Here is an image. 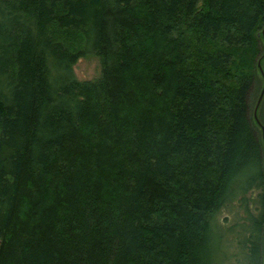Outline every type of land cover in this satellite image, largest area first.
Here are the masks:
<instances>
[{"label":"trees","instance_id":"trees-1","mask_svg":"<svg viewBox=\"0 0 264 264\" xmlns=\"http://www.w3.org/2000/svg\"><path fill=\"white\" fill-rule=\"evenodd\" d=\"M263 28L264 0H0V264H261Z\"/></svg>","mask_w":264,"mask_h":264},{"label":"rangeland","instance_id":"rangeland-1","mask_svg":"<svg viewBox=\"0 0 264 264\" xmlns=\"http://www.w3.org/2000/svg\"><path fill=\"white\" fill-rule=\"evenodd\" d=\"M261 36V34H259ZM260 43L262 45V53H264V41L259 38ZM258 62V61H257ZM261 68L264 71V59L261 62ZM73 73L75 77L79 81H88V82H96L99 80L101 75V60L98 55L93 53L92 51L87 52L85 55H82L78 58V60L73 65ZM258 74V72H257ZM263 83L261 82L260 76L258 74V85L254 90L253 97H252V110L254 109V106L256 104L257 98L259 96V93L261 91ZM263 124H264V95L261 100V103L258 108L257 113ZM264 193V190H263ZM234 211L236 209H223L217 216V219L221 221L222 226H228L232 224L236 218ZM263 248H262V254H261V264H264V233H263ZM236 252V251H235ZM225 264H237V261L235 258H231L227 263Z\"/></svg>","mask_w":264,"mask_h":264},{"label":"water","instance_id":"water-1","mask_svg":"<svg viewBox=\"0 0 264 264\" xmlns=\"http://www.w3.org/2000/svg\"><path fill=\"white\" fill-rule=\"evenodd\" d=\"M262 36L264 38V28L262 29ZM257 67H258V69H259V71H260V73L262 75V78H263V86H262V89H261V91L259 93V96L257 98L256 104H255L254 109H253V118H254L255 123L261 129V138H262V142H263V146H264V125L260 122V120L258 118V114H257L258 113L259 105H260L261 100H262L263 95H264V71L261 68L260 60H258V62H257Z\"/></svg>","mask_w":264,"mask_h":264}]
</instances>
